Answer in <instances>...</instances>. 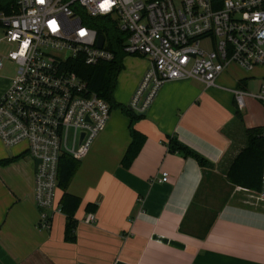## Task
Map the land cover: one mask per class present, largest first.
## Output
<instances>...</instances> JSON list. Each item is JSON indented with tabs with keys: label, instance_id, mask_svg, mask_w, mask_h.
<instances>
[{
	"label": "crops",
	"instance_id": "1",
	"mask_svg": "<svg viewBox=\"0 0 264 264\" xmlns=\"http://www.w3.org/2000/svg\"><path fill=\"white\" fill-rule=\"evenodd\" d=\"M130 57L118 81L128 77L129 93L115 97L127 109L150 67L146 58ZM252 78L262 81L264 68L246 72L230 64L208 88L193 79L166 82L132 125L145 142L128 169L121 160L131 141L130 118L112 108L68 185L80 200L69 236L62 213L52 215L49 229L38 226L26 146L0 144V160L15 158L0 166V264H264V207L226 177L246 146L245 129L260 127L246 122L253 101L246 98L237 117L232 95L236 88L248 92ZM90 213L93 224L85 221Z\"/></svg>",
	"mask_w": 264,
	"mask_h": 264
},
{
	"label": "built area",
	"instance_id": "2",
	"mask_svg": "<svg viewBox=\"0 0 264 264\" xmlns=\"http://www.w3.org/2000/svg\"><path fill=\"white\" fill-rule=\"evenodd\" d=\"M17 8L0 13V41L12 46L6 58L16 66L0 96V142L6 149L24 144L34 165L39 161L33 201L41 229L61 213L60 157L81 160L110 115L108 103L71 70L75 62L96 66L114 59L105 35L91 24L107 19L110 30L124 34L125 56L150 62L128 104L136 114L168 81L193 79L208 88L230 64L246 72L264 68V0H17ZM232 95L238 111L248 97L264 104V82L257 94L236 88ZM167 180L162 172L159 182ZM249 198L264 207V159L260 190ZM85 221L93 224L96 217L90 213Z\"/></svg>",
	"mask_w": 264,
	"mask_h": 264
},
{
	"label": "trees",
	"instance_id": "3",
	"mask_svg": "<svg viewBox=\"0 0 264 264\" xmlns=\"http://www.w3.org/2000/svg\"><path fill=\"white\" fill-rule=\"evenodd\" d=\"M17 10V0H0V13L12 15L15 14ZM98 21H100L103 28L96 23L91 24V26L97 29L99 33H103L108 39L109 44L107 49L114 54V59L110 62L100 63L96 66H85L79 62H75L73 63L71 70L85 79L88 82L90 89L95 91L99 97L106 101L110 109L120 108L128 114L130 118L129 132L131 141L121 160V166L128 169L145 142V136L135 131L132 127L133 123L142 116H138L126 107L115 103L112 98L116 76L122 68V58L125 57V54L122 51L125 37L123 33L110 30L107 19L101 18L98 19ZM66 65H69L68 61L66 62ZM236 116L240 117L239 111L236 112ZM244 134L246 138V146L239 152L229 166L226 177L234 186L258 192L261 186L262 162L264 159L263 126L245 129ZM169 147L172 151L178 149L173 144H170ZM179 147L178 150H183L185 155L189 154V151L185 147ZM14 159L15 158L11 157L2 159L0 160V166H5ZM196 159L201 167L205 166V160L200 157H196ZM79 165L80 160L67 154H63L60 157L58 164V191L62 192L58 206L67 221V236L75 230L77 221L74 214L80 204L79 198L68 193L67 188ZM94 208L95 206L93 204H88L86 206L87 211H93Z\"/></svg>",
	"mask_w": 264,
	"mask_h": 264
},
{
	"label": "rangeland",
	"instance_id": "4",
	"mask_svg": "<svg viewBox=\"0 0 264 264\" xmlns=\"http://www.w3.org/2000/svg\"><path fill=\"white\" fill-rule=\"evenodd\" d=\"M100 27L103 28V26H101V25H100ZM1 37H2V34L0 32V39H1ZM106 40L107 41H106L105 46L107 47L108 46V39L106 38ZM208 45H209L208 42H206V41L202 42V46L207 48ZM11 49H12L11 45L0 41V59H1L2 64H3V67L0 70V96L6 91V89L8 88V86L10 84L11 79L15 75V69H16L15 64L6 58L7 53ZM130 59H131L130 56H125L122 58V62H121L122 68L116 76L115 86H114L113 91H112V98L114 101H115V97L118 96L119 93H121L123 95V97L128 95V93H129L128 92L129 90H125L128 77L123 76L122 80H124V82L121 84L120 83L118 84V81H120V77L122 76L124 71L127 72L126 67H130L132 65ZM263 82H264V79H262V81H261L260 78H252L250 80V82L248 83L246 90L251 94H257L259 91V87ZM117 84H118V87H117ZM222 87H224V86H222ZM124 90H125V94L123 93ZM215 93H216V96H219L223 92L220 91V92H215ZM248 98L250 100H252L254 103L252 102L249 105L250 107L248 108V110L247 111L245 110V114L247 115V120H246L247 124H249L251 126H264V104L261 103L260 101H257L254 98H250V97H248ZM115 103H116V101H115ZM0 144H1V142H0ZM26 158H28V156ZM32 164H33V161H32Z\"/></svg>",
	"mask_w": 264,
	"mask_h": 264
},
{
	"label": "water",
	"instance_id": "5",
	"mask_svg": "<svg viewBox=\"0 0 264 264\" xmlns=\"http://www.w3.org/2000/svg\"><path fill=\"white\" fill-rule=\"evenodd\" d=\"M102 42H103V36H102V35H99V36H98V44H97L98 48H101V46H102ZM145 114H146V112H142V113H138L137 115H138V116H144ZM38 163H39V161H36L34 167H36V165H37Z\"/></svg>",
	"mask_w": 264,
	"mask_h": 264
}]
</instances>
